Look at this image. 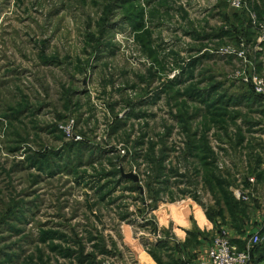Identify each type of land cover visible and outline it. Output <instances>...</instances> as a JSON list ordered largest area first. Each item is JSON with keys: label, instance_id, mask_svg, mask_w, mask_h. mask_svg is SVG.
<instances>
[{"label": "rangeland", "instance_id": "1", "mask_svg": "<svg viewBox=\"0 0 264 264\" xmlns=\"http://www.w3.org/2000/svg\"><path fill=\"white\" fill-rule=\"evenodd\" d=\"M244 2L0 0V264H130L120 227L151 234L158 202L264 192V98L235 77L264 74V0Z\"/></svg>", "mask_w": 264, "mask_h": 264}, {"label": "crops", "instance_id": "2", "mask_svg": "<svg viewBox=\"0 0 264 264\" xmlns=\"http://www.w3.org/2000/svg\"><path fill=\"white\" fill-rule=\"evenodd\" d=\"M250 187L251 199L242 203L248 206L246 213L236 209L232 212L222 201L212 205L188 198L158 202L149 211L151 234L141 238L130 227H120L124 245L133 258L130 264H190L206 260L212 238L220 232L242 248L248 237L264 232V192H255L257 183Z\"/></svg>", "mask_w": 264, "mask_h": 264}, {"label": "built area", "instance_id": "3", "mask_svg": "<svg viewBox=\"0 0 264 264\" xmlns=\"http://www.w3.org/2000/svg\"><path fill=\"white\" fill-rule=\"evenodd\" d=\"M231 6L234 8H242L245 4L244 0H230ZM253 24L260 30L258 43L264 42V18L262 23H258L257 18L252 15ZM242 52L239 53V56ZM235 77L241 80L245 85L249 86L250 90L264 98V74H260L253 69L247 71H237ZM69 133V129L65 128ZM74 139H80L78 135H72ZM247 185L239 184L237 187L231 189L234 198L242 203H249L251 199L252 189L250 185L256 183L254 176L247 178ZM262 239L258 234H254L245 241L242 248H238L232 243L231 238L224 232H220L212 238V241L207 250L206 260H195L190 264H251V252L254 246Z\"/></svg>", "mask_w": 264, "mask_h": 264}, {"label": "trees", "instance_id": "4", "mask_svg": "<svg viewBox=\"0 0 264 264\" xmlns=\"http://www.w3.org/2000/svg\"><path fill=\"white\" fill-rule=\"evenodd\" d=\"M225 185H228L227 183H224ZM138 189V187H137ZM231 193V192H230ZM231 198L233 199V203L231 202L230 204L228 203L229 205V208L232 212L234 211H239V207L240 205L242 206V202L236 200L234 198V196L232 197L231 195ZM243 207V206H242ZM236 209V210H234ZM151 251V250H150ZM153 253V252H152ZM262 258H264V243H258L254 246L252 252H251V262H257L259 263V260H261Z\"/></svg>", "mask_w": 264, "mask_h": 264}, {"label": "water", "instance_id": "5", "mask_svg": "<svg viewBox=\"0 0 264 264\" xmlns=\"http://www.w3.org/2000/svg\"><path fill=\"white\" fill-rule=\"evenodd\" d=\"M124 177H127V178H130L132 179L134 182H138L139 181V178L138 176L133 173V172H127V173H122ZM138 189L140 190V192L142 193V187L141 186H138ZM155 235H157V231L154 232Z\"/></svg>", "mask_w": 264, "mask_h": 264}]
</instances>
